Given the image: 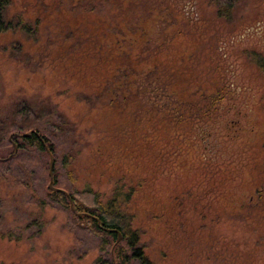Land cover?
I'll list each match as a JSON object with an SVG mask.
<instances>
[{"label": "rangeland", "instance_id": "rangeland-1", "mask_svg": "<svg viewBox=\"0 0 264 264\" xmlns=\"http://www.w3.org/2000/svg\"><path fill=\"white\" fill-rule=\"evenodd\" d=\"M12 1V32L22 17L39 20L42 37L33 26L0 34V124L46 122L54 166L71 156L75 187L104 202L134 188L125 216L154 264H264V0H240L229 21L210 0H111L102 16L71 14L81 0ZM62 30L76 38L62 42ZM85 34L100 37L108 58L93 46L67 51ZM119 52L129 56L124 78ZM106 83L114 103L90 107L84 98ZM156 86L159 110L156 96L139 92ZM223 87L221 110L200 118L199 98ZM128 92L131 101L116 102ZM162 99L181 106L178 117ZM2 125L0 159L15 151L34 167V151ZM39 169L30 189L0 177V264H113L97 238L72 228L69 210L48 202V171Z\"/></svg>", "mask_w": 264, "mask_h": 264}, {"label": "trees", "instance_id": "trees-1", "mask_svg": "<svg viewBox=\"0 0 264 264\" xmlns=\"http://www.w3.org/2000/svg\"><path fill=\"white\" fill-rule=\"evenodd\" d=\"M239 2L240 0H210L211 5L216 11L217 18L223 21L230 20L235 10L234 8ZM12 3V0H0V34L6 33L8 31L12 32L11 29L13 22L6 19V12L12 9ZM110 5L111 0H104L103 3L96 2V0H81L80 2H78L76 7L70 8L69 12L74 15L83 12L86 15L94 14L96 16H102L104 12L106 13L110 11L108 8ZM104 6L105 8L103 10ZM24 21L25 20L22 17H19L17 25L14 26L15 30L12 33L15 36H21L24 35V32H27V30H30V28L33 26V31L38 34V36L36 37V41H38L42 37L40 28V26L42 25L41 22L39 20H35L30 24ZM82 27L71 29L78 30ZM83 31L86 30L84 29ZM16 32H18V34H16ZM59 37L62 42H69L73 37L76 38L75 35L73 36L67 30H62L59 34ZM96 38L97 37H92V35L88 36L86 34L78 36L74 43H72L71 45H67L66 49L67 51H78L83 50L86 47L93 46V49L90 53H95V51L97 50L98 56L95 54L93 56L95 58H102L103 60H105L106 58H108L107 56H109L110 52H107V49L104 47L103 54H101L102 48L98 46L100 37H98L97 39ZM47 42L48 43L46 44V46H44V48H46L47 50L42 51V53H44V51H46V53L40 55L42 59H44L45 57L48 58L51 54L50 48L48 47L53 44V38H51V41L48 40ZM118 48L120 50V46ZM118 54H120L121 56H119V62L123 64L120 71L122 77L124 78L125 69L123 66H125L124 64L126 62L128 63L129 56L126 54V52H119ZM262 62H264V59H262ZM121 64L117 62L113 66L119 68ZM125 78L128 79L126 73ZM160 83L161 78H159V84ZM110 88V84L106 83V86H104L100 93L98 92L91 95L89 94V97H85L84 101L90 107L101 103L112 105L115 100H107V93ZM146 90L156 96L154 99H152V108L154 110H159L162 106H157L156 99L158 100L161 89L159 88V86L148 88L144 87L142 90H139V92L146 93ZM228 92L230 93V89L227 87H223L212 95L204 94L199 99H202V105H205V107H199V110H197L196 113L201 114L200 118L202 117V119H204L203 116H206V120H209L211 117L210 114H207L208 111L213 109L212 113H217L219 110H221L222 107L220 101L228 94ZM163 93V95L165 96L166 92ZM132 97V92H128L127 98L119 96L116 102L122 104L126 101H131ZM110 100L111 102H108ZM162 101L163 103L165 102L163 107L168 110V114L172 116V118L178 117L181 106L177 105V107H175L174 104L177 103H173L174 101L172 100L170 102H166L162 99ZM184 105L185 107L190 109L194 107L193 103H189V101L185 102ZM188 105L190 107H188ZM15 117L17 118L18 116ZM206 120H203L202 122H205ZM7 121H9L10 123V126L8 125L7 129L5 128L4 124L0 125H2L4 131H6L5 134L9 135V141H12L13 139L16 140L18 138L12 137V128L19 131L29 129L25 133H31V135L27 138H22V144L19 146V148L33 150V153L35 154L34 162L36 163V165L34 167L31 166L33 162L32 160H30L29 162L27 159H17L16 152L13 151V153L9 157L0 159V177L7 179L10 178L12 181L20 183L24 187L30 189L33 182L36 179H39V177H36V174H34V168H40L39 170L41 171V173H43V175H45L46 171H48L49 175V167L47 168L46 166V159L47 157H50L47 152V147L50 149L51 153L55 155L56 152L58 153L57 145L51 143L45 125L46 122L45 124H43V122L41 123V121L38 120L32 125H23L18 124V120H15V118H9ZM0 123H2L1 120ZM70 157L71 156H63L60 157V160H58V158L56 157V164L54 166V186L64 191L53 192L47 189L45 197H47L48 202L60 208L69 210L73 217L72 228L84 230L89 233V235L97 238L100 243V250L103 253L110 254L113 264H154L146 255L143 245H141L140 235L137 231L132 229L131 222L128 221L125 216L124 207L130 202L135 189L131 187L127 190V192H125L123 191L122 187H117L114 191L113 196L108 201L104 202L100 194L92 188L80 190L79 188L75 187L73 181L71 180L72 173L69 170V166L71 164V161H69ZM24 162L26 164L27 162L29 163L28 168L26 167ZM8 173H11L10 176L7 175ZM65 175L67 176L66 180L64 179ZM41 201L42 205L47 204L45 200L41 199ZM70 201L73 202L76 212H73L71 210ZM78 214H82V217H79ZM99 221L101 222V224H99ZM107 229L110 231H107ZM115 231H119L122 235V240L120 242H118L119 237Z\"/></svg>", "mask_w": 264, "mask_h": 264}, {"label": "water", "instance_id": "water-1", "mask_svg": "<svg viewBox=\"0 0 264 264\" xmlns=\"http://www.w3.org/2000/svg\"><path fill=\"white\" fill-rule=\"evenodd\" d=\"M31 135V133H26V134H18V133H14L12 135V137H18V138H27ZM14 147L16 149V144H14ZM47 152L50 156V167H49V186H48V189L53 191V192H59V191H64L62 189H59L57 187L54 186V158H53V155L50 151V149L47 147ZM71 202V210L73 212H76L75 208H74V205H73V202ZM79 217H82V214H78ZM99 224H101V222L99 221ZM107 231H110L107 229ZM117 234H118V237H119V240L118 242H120L122 240V235L119 231H115Z\"/></svg>", "mask_w": 264, "mask_h": 264}]
</instances>
